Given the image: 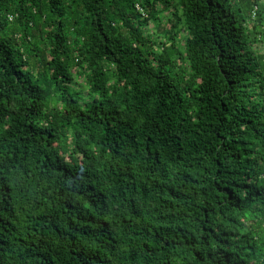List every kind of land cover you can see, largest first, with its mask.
I'll return each mask as SVG.
<instances>
[{"label": "trees", "instance_id": "16d2710c", "mask_svg": "<svg viewBox=\"0 0 264 264\" xmlns=\"http://www.w3.org/2000/svg\"><path fill=\"white\" fill-rule=\"evenodd\" d=\"M0 264H264V0H0Z\"/></svg>", "mask_w": 264, "mask_h": 264}, {"label": "rangeland", "instance_id": "374dc122", "mask_svg": "<svg viewBox=\"0 0 264 264\" xmlns=\"http://www.w3.org/2000/svg\"><path fill=\"white\" fill-rule=\"evenodd\" d=\"M162 29L163 28L161 26L154 25L153 22H150L148 25V30L150 32L152 31L154 34L160 33L162 31ZM154 30H155V32H154ZM79 82L81 83V85L79 87L85 91L86 90L85 83L82 81V79H79Z\"/></svg>", "mask_w": 264, "mask_h": 264}, {"label": "built area", "instance_id": "2783aa9c", "mask_svg": "<svg viewBox=\"0 0 264 264\" xmlns=\"http://www.w3.org/2000/svg\"><path fill=\"white\" fill-rule=\"evenodd\" d=\"M137 7L139 8L140 11H142L141 8H140L139 6H137ZM8 18H9V19H12V18H13V14H9V15H8Z\"/></svg>", "mask_w": 264, "mask_h": 264}, {"label": "bare ground", "instance_id": "6f19581e", "mask_svg": "<svg viewBox=\"0 0 264 264\" xmlns=\"http://www.w3.org/2000/svg\"><path fill=\"white\" fill-rule=\"evenodd\" d=\"M15 20V19H14Z\"/></svg>", "mask_w": 264, "mask_h": 264}]
</instances>
